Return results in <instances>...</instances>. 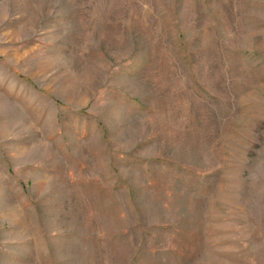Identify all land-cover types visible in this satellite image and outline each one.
<instances>
[{"label":"rangeland","instance_id":"rangeland-1","mask_svg":"<svg viewBox=\"0 0 264 264\" xmlns=\"http://www.w3.org/2000/svg\"><path fill=\"white\" fill-rule=\"evenodd\" d=\"M0 264H264V0H0Z\"/></svg>","mask_w":264,"mask_h":264}]
</instances>
